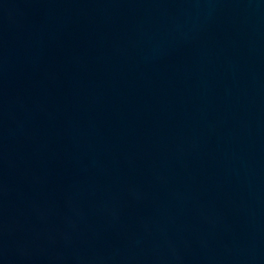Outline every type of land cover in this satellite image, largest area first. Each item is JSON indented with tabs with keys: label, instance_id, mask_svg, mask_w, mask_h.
I'll list each match as a JSON object with an SVG mask.
<instances>
[{
	"label": "water",
	"instance_id": "water-1",
	"mask_svg": "<svg viewBox=\"0 0 264 264\" xmlns=\"http://www.w3.org/2000/svg\"><path fill=\"white\" fill-rule=\"evenodd\" d=\"M0 264H264V0H0Z\"/></svg>",
	"mask_w": 264,
	"mask_h": 264
}]
</instances>
